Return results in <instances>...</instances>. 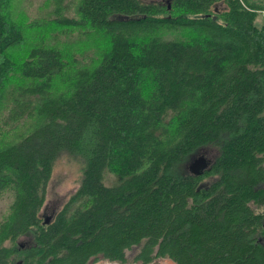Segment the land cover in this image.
Instances as JSON below:
<instances>
[{"label": "trees", "instance_id": "obj_1", "mask_svg": "<svg viewBox=\"0 0 264 264\" xmlns=\"http://www.w3.org/2000/svg\"><path fill=\"white\" fill-rule=\"evenodd\" d=\"M30 7L0 0V264H264V0ZM63 158L81 184L48 221Z\"/></svg>", "mask_w": 264, "mask_h": 264}, {"label": "rangeland", "instance_id": "obj_2", "mask_svg": "<svg viewBox=\"0 0 264 264\" xmlns=\"http://www.w3.org/2000/svg\"><path fill=\"white\" fill-rule=\"evenodd\" d=\"M45 0H26V4H31L30 7V15L35 16L39 14V8L42 6ZM147 2H161L165 0H146ZM257 1V0H254ZM41 5V6H40ZM222 7V6H221ZM223 8V7H222ZM218 156V151L213 148L203 149L201 152L196 154L186 166L187 172L189 171L190 165L198 158L205 157L210 166L213 164L215 159ZM82 165L72 159L63 158L60 160L56 167L54 168V172L50 183L47 189V200L45 203V207L42 210L41 216L43 219H47L50 221L53 217L63 208V206L69 201L71 196L79 189L82 178ZM105 182L108 186H113L117 183L115 177L111 174L106 173ZM14 201V194L8 193L5 195H0V227L5 221L6 217L10 213V207ZM20 244L27 246L31 243V240L21 239ZM5 246L9 245V242L6 241L4 243ZM140 248H135L133 251L128 252V264H134L133 260L139 253ZM167 264H174L168 259L162 260ZM107 261H99L98 263L92 262L91 264H105ZM117 264V263H114Z\"/></svg>", "mask_w": 264, "mask_h": 264}, {"label": "water", "instance_id": "obj_3", "mask_svg": "<svg viewBox=\"0 0 264 264\" xmlns=\"http://www.w3.org/2000/svg\"><path fill=\"white\" fill-rule=\"evenodd\" d=\"M210 167V163L208 162V160L205 157H200L198 159H196L189 167V171L195 175V176H200L203 173L206 172V170H208ZM105 264H114V263H105ZM152 264H167L165 262L162 261H157L154 262Z\"/></svg>", "mask_w": 264, "mask_h": 264}]
</instances>
